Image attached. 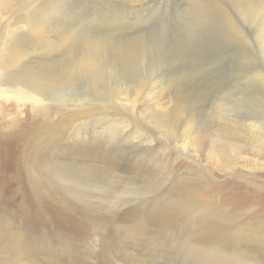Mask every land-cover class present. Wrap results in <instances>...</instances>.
Masks as SVG:
<instances>
[{
  "label": "rangeland",
  "instance_id": "rangeland-1",
  "mask_svg": "<svg viewBox=\"0 0 264 264\" xmlns=\"http://www.w3.org/2000/svg\"><path fill=\"white\" fill-rule=\"evenodd\" d=\"M102 1L51 0L54 9L50 12L55 18L47 21V24L54 19L60 24L62 29H58L62 31L57 36L68 28L78 35L75 36L76 43L70 45L75 49V54L83 46L82 38L85 35L91 38L109 35L117 42L137 37L143 39L145 48L155 37L161 36L165 42L164 58L168 59L164 76L157 87L153 86L154 89L148 93L139 95V102L146 104L152 94L161 88L173 89L171 84L179 85L189 97L187 106L191 104V107H186L187 110L204 104L214 106L225 100L232 103L234 93L242 89L255 93L256 81L238 78L237 74L241 68H247L242 64L246 51H251L260 65H264V39L258 35L254 25L242 19L238 13H234V18L238 25L246 29V47L239 39L237 42L228 41L212 25H207L210 28L204 27V32L202 27V34H195L196 38L195 35L191 37L194 42H188V29L195 18L191 0H133V7L125 0L118 3L110 0L112 4L109 0ZM105 5L117 11L127 10L124 13L132 17L131 23L113 29L111 23L107 26L105 22L99 23ZM4 15L0 16V23L10 18ZM0 30H3L1 26ZM50 33L48 35L53 37V32ZM200 35L204 37L201 36V39L198 37ZM19 41L20 49L32 51L38 48V43H31L29 37ZM62 49L58 47L49 55H40L43 51L38 50L33 55L47 60L46 65L50 69H59L58 64L73 55H64ZM25 58L27 56H23ZM147 59L149 64L148 54ZM52 61H55L56 67ZM132 69L138 72L136 68ZM146 73L152 76L156 71L150 67ZM128 76L126 79L131 80L132 76ZM238 82L240 85L234 88ZM85 88H80L77 93L89 90V87ZM32 96L22 85L11 86L0 82V255L5 252L8 257L6 250L12 249L10 257L17 258V264L32 259L39 264H226L222 259L228 255L234 256L238 264H256V259L264 263V252L252 246L258 243L257 240L264 244V154L257 153L250 146L240 148L236 154L229 151L236 157L228 166L232 171L225 172L205 156L193 160L181 154L163 135L145 130L139 123L141 118L138 115L132 121L134 125L131 129H141L143 133L150 134L153 142L147 143L146 137L144 142L136 141L133 144L115 134V130L108 133L106 128L112 121H106L112 118L117 123L121 114L118 112L116 115L104 107H93V102H99L90 100L89 95H85L83 101L90 106L92 104L94 109L90 115H79L76 113L78 110L72 111L69 105L52 99L40 101L38 96ZM248 103L255 106V103ZM42 106H45V111L38 110L37 113ZM32 125L39 136L47 138L52 135L49 150L40 158L42 162L45 159L44 165L48 158L53 160L48 161L47 173L42 172L39 164L32 166L29 163L27 149L34 143L29 144L30 141H26L28 135L18 131L22 126L28 128ZM54 126L61 128L57 135L58 130ZM108 134L113 136L114 141ZM107 150V153L102 152ZM93 155L118 163L120 178L115 180L121 184H113L114 178L106 176L97 183L101 187L87 190V195L79 201L75 197L81 196V192L71 186V181L58 178L53 171L54 163L56 167L57 162H76L78 166H88L86 161ZM160 190H164L163 195L155 200ZM181 192L195 193L198 199L203 200L202 209L186 215L178 212L170 220L160 217L141 219L142 213L157 209L165 201H177ZM219 209L233 213L248 211L252 216L230 224L235 230L224 233L222 246L225 250H220L221 245L215 246L212 241H199L200 235L196 231V228L200 231L206 224L215 222ZM253 211L257 215H253ZM202 214L206 219H200ZM17 238L26 255L13 248Z\"/></svg>",
  "mask_w": 264,
  "mask_h": 264
},
{
  "label": "bare ground",
  "instance_id": "bare-ground-1",
  "mask_svg": "<svg viewBox=\"0 0 264 264\" xmlns=\"http://www.w3.org/2000/svg\"><path fill=\"white\" fill-rule=\"evenodd\" d=\"M112 1L118 3L122 0ZM125 1H127L129 6L133 7V0ZM102 3H104V1H102ZM191 4L195 12V18L192 20L191 27L188 29V34L190 36L186 38L188 42H194L191 37L194 38L195 34H199V32L202 34V27L204 32V27L207 28V25H212V27H215V30H218L228 41L237 42V39H239L240 43L246 47L248 45V40H246V29L237 24L234 13H238L242 19L254 25L258 35L264 39V0H191ZM125 7H127V5ZM53 9L54 3H52L51 0H0V16L5 14L4 16L9 15L10 17L8 20L0 23L3 29L2 31L0 30V82L7 83L11 86L22 85L25 91L31 94V98H33L32 95H34L38 96L37 98H39L38 100L40 101H48L49 99L55 100L54 102L58 101L64 105H69V107L71 106L73 108H71L72 111H74V109L78 110L76 113L79 115H90V113L93 112V107L111 109L116 115L120 112L119 114H121V117L117 123L116 120L112 118L106 121H112L106 128L108 133L110 132L111 134L115 130V134L121 135L124 139L129 140L133 144L136 141L141 143L144 142L146 137H148L147 143L153 142L154 139L150 134L143 133L141 129H131L134 125L132 121H134L135 117L138 115V117L141 118L139 123L145 130H149L155 135H163L167 141L172 142L175 147H177L181 154L193 160L200 156H205L208 160L213 161L217 168L225 172L232 171L228 166L232 163L233 157H236L234 153L236 154V152L241 150L240 148L244 146H250L251 149L255 150L257 153L264 154V65H260L261 63L255 58L251 51H244L242 64L247 68L244 70L241 68L237 77L241 79H254L256 81L255 93H247L248 91L245 92V90L242 89L241 92L236 91L234 93L232 103L229 100L217 103L214 106L211 104L205 105L204 103V105L202 104L203 106H201L199 103L201 107L197 106L196 108L187 110L186 107L189 108V105L191 107V104L187 106L189 97L187 98L179 85L176 84L177 86H175L171 84L173 89L170 87L169 89H160L158 87L160 90L152 94L149 101L143 104L139 102V95L143 92L148 93L149 90L154 89L153 86L157 87L164 76L163 71L165 70V63L168 59L167 57L164 58L166 53L163 54L165 49L163 43L165 42L162 40V37H155L145 48L143 39H138L137 37L135 39H128V41L117 42L113 40L114 37L112 35L113 38L109 35L92 38L85 35L82 38L83 46L78 51V54H75V49L70 45L76 43L75 40H77V37L75 36L78 35H75L68 28L57 36L59 32L62 31L58 29L60 24L55 19L50 22L49 25L47 24V21L50 19L52 20L55 16L50 12ZM126 11L113 10V8L107 5L100 13L101 18H99V23L104 24L105 22L106 26L111 23L112 29L118 28L126 23H131L132 17L126 16L124 13ZM39 12L41 13L39 14ZM56 16H60V14ZM114 25L116 27H113ZM209 31L210 30H208V32ZM50 32H53V37L48 35L51 34ZM185 33H183V35ZM21 35L25 36L22 37ZM201 36L202 35L198 37L202 39L204 36ZM28 37L31 38V43H38V48L32 51L27 50V52L26 49L19 48L18 41L21 38ZM58 47H63L62 53L64 55L73 54L68 60H65L63 63L61 62L60 64L62 65L58 64L60 67H58L59 69H50L46 65L47 60H44L41 56L33 55V52H38V50L43 51L40 55H49L57 50ZM25 48H27V45ZM147 54L150 60L149 64H147ZM23 56H27V58L23 59ZM33 58L35 59L33 60ZM34 63L36 64L34 65ZM52 63L55 66V61H52ZM150 67L156 71V73H152V76L150 73H146ZM132 68H136L138 72H133ZM128 75L132 76L131 80L126 79ZM241 79H239V81ZM239 85L238 82L237 86H234V88H237ZM85 86L86 88L89 87V90L85 93L80 90L82 94H78L77 91H79L80 88H85ZM239 89L240 88H238V90ZM72 92L76 93L72 95ZM85 95H89L88 98L90 100L98 101L99 103L93 102V107H91L92 104L91 106L85 104L83 101ZM248 102L255 103V106L250 105ZM44 108L45 106L38 108L37 113L38 110L45 111ZM193 110L195 111L193 112ZM39 113L42 112L40 111ZM140 115H142L143 118ZM104 118L105 116L103 115V119ZM47 120H49V118ZM136 123L138 124V122ZM102 125L104 124L102 123ZM54 127L58 130L56 135L58 132H61V128H59L61 127L60 125L59 127ZM54 127L51 129L53 130ZM35 130L34 125H32L28 128L22 126L18 131H23L28 135L26 141L28 142L29 140V144L32 142L34 143L29 146V150L27 149L29 163H31L32 166L39 164L42 172L47 173L48 163L53 160L48 158L46 160L47 163L44 165L45 159L42 162L40 158L43 155L45 156L47 150H49L52 135H49V137L47 136V138L43 137L44 135L41 137L39 136V132ZM108 137L114 141L112 135ZM229 151H234V153L232 152V154ZM102 152L107 153L108 150ZM240 157L244 158V156ZM240 157L236 159H240ZM89 158L90 159L86 161L89 164L88 166H82L80 164L78 166L76 162L71 164L57 162V167L56 163H54L53 167V171L57 174L58 178L71 181L69 182L71 186H75V189L81 192V196L75 197L79 201L83 200V197L87 195V190L93 187H101L97 183L98 181H103V178L106 176L114 178L113 184H121L120 181L117 182V180H115L117 177L120 178L119 172H121V168L118 167V163L116 164L114 160L107 157H95L93 155L89 156ZM198 165H200V163ZM135 166L136 165H133V167ZM138 177H140V172L136 175L137 180ZM163 191L164 190H160L154 199L156 200V197H160ZM177 198V201L173 203L165 201L162 205H158L156 207L157 209H150V212L142 213L143 216L141 219L160 217L163 220H170L178 212L186 215V213L192 211L197 212L203 207V200L198 199L193 192L187 194L182 193L181 196ZM132 209L136 211V208L133 207ZM256 213L257 212L254 211L252 212L253 215ZM217 215L219 217L215 222L206 224L205 228L200 229V231L196 228V231L200 235L199 241H212L213 244H216L215 246L221 245L220 250H225L222 246L224 243L222 237L225 232L231 233V231L235 230V227L232 228L230 224L242 218L246 219L245 217H249L250 215L248 211L233 213L231 211L222 210H220V213ZM200 219H206V217L202 214ZM256 242L258 243H254L252 246L259 252H264L263 242L258 240ZM3 248L6 249L5 247ZM13 248H15L18 253L22 252L26 255L24 248L18 244V238L14 241ZM11 250L12 249L6 250L8 257L5 256V252H2L0 255V260L5 264L18 263L17 258L13 259L10 257L9 252ZM245 251H248V249H245ZM222 261L226 264H238L237 259L231 255H228L227 258H223ZM260 261V259H256V264H259ZM218 262L220 263V260H218ZM20 264L39 263L32 259L29 262ZM260 264L264 263L262 262Z\"/></svg>",
  "mask_w": 264,
  "mask_h": 264
}]
</instances>
